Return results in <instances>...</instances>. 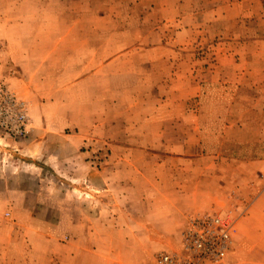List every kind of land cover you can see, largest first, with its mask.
Wrapping results in <instances>:
<instances>
[{"label":"crops","instance_id":"obj_1","mask_svg":"<svg viewBox=\"0 0 264 264\" xmlns=\"http://www.w3.org/2000/svg\"><path fill=\"white\" fill-rule=\"evenodd\" d=\"M110 1V10L119 4L132 10L128 17L146 31L133 41L163 49L111 52L105 61L98 49L89 70L86 54L79 55L82 74L70 83L68 68L63 73L55 62L51 68L37 54L13 56L20 72L9 75L2 47L0 75L26 101L30 133L17 140L0 130V156L18 149L54 173L66 172L70 188L78 183L70 202L94 203L96 216L126 222L113 228L117 233L146 235L152 248H179L190 214L231 211L238 226L232 257L263 252L264 0ZM7 23L0 22V44L16 41L13 33L6 37ZM15 23L22 41H39L27 20ZM96 26L91 38L101 44L108 38L103 24ZM202 45L208 51L199 52ZM217 89L224 98L222 143L209 153L199 145L206 132L198 103ZM9 166L0 159L3 197L8 185L21 187L19 168L7 178ZM259 260L245 264H264V254Z\"/></svg>","mask_w":264,"mask_h":264},{"label":"rangeland","instance_id":"obj_2","mask_svg":"<svg viewBox=\"0 0 264 264\" xmlns=\"http://www.w3.org/2000/svg\"><path fill=\"white\" fill-rule=\"evenodd\" d=\"M119 1L123 4V0ZM109 2L111 1L0 0V22L8 21L5 35L11 39L14 34L16 38L15 42L4 39L5 42L0 44V49L3 47L6 54L4 60L7 70L11 73L15 69L19 76V66L16 68L12 57L37 54L38 57L45 56V62L51 68H55L52 65L54 62L63 65V73L68 68L65 79L72 83L82 74V67L75 64L79 55L86 54L82 60L86 59V70H89L94 66L93 54L98 49L104 52V61L111 52L163 49L158 48L161 43L133 41L135 34L143 35L146 31H143L142 26H135L137 22L128 17L132 15V10H126L120 4L110 10ZM15 20H27L28 28L36 31L39 41H22L24 39L19 36L21 28L17 29ZM116 22H119V27H116ZM100 23L103 24V35L108 39L98 44L91 36L96 34V25ZM113 24L115 27H112ZM66 33L68 34L63 37ZM79 34L85 35L84 41L74 40ZM115 38L118 41H114ZM171 47L178 49L174 45ZM198 51L208 50L206 45H202ZM11 88L15 91V85L11 84ZM223 105V92L218 89L205 92L198 103L199 114L205 120L200 125L206 132L205 137L199 136V145L205 146L209 153L217 150L222 143ZM84 114L82 112L80 117ZM92 142L95 143V140ZM100 144L97 141L95 148H99ZM90 146L93 147L94 144ZM13 151L16 155L2 153L0 156L2 164L10 165L7 178L14 175L17 165L21 181V187L8 185L6 197L0 192V264H103L102 261L105 260H118L120 264H151L159 251L178 249H173L170 245L152 248L146 235L117 233L113 228L126 226V222L118 224L110 213L103 216L97 213L96 216L94 203L69 201L70 192L71 195L78 196V183H75L76 188H70L69 184L73 181L66 172L59 170L54 173L45 168L47 166L43 159L33 156V159H28L21 150ZM91 193L94 194L95 191L91 190ZM105 194L106 199H109V193ZM91 200L94 201L93 198ZM225 214L235 221V242L238 227L235 215L231 211ZM233 242L222 264H245L247 260L253 259V263H256L263 258L264 251L254 249L242 253L240 261L234 259Z\"/></svg>","mask_w":264,"mask_h":264},{"label":"built area","instance_id":"obj_3","mask_svg":"<svg viewBox=\"0 0 264 264\" xmlns=\"http://www.w3.org/2000/svg\"><path fill=\"white\" fill-rule=\"evenodd\" d=\"M0 130L17 140L30 133L26 101L0 75ZM235 221L227 214H190L181 232L177 250H162L151 264H222L231 250Z\"/></svg>","mask_w":264,"mask_h":264}]
</instances>
